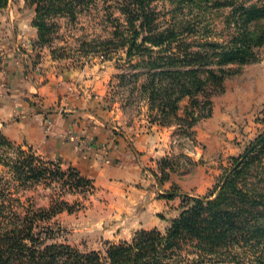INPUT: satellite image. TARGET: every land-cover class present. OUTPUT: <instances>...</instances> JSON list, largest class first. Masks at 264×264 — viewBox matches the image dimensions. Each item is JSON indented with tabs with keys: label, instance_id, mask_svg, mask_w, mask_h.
Segmentation results:
<instances>
[{
	"label": "trees",
	"instance_id": "16d2710c",
	"mask_svg": "<svg viewBox=\"0 0 264 264\" xmlns=\"http://www.w3.org/2000/svg\"><path fill=\"white\" fill-rule=\"evenodd\" d=\"M8 1L0 0V8ZM96 1L31 0L37 33L34 48L51 41L50 18L73 20L78 8ZM104 1H113L120 15L110 36L99 42L81 41L79 47L89 52L102 46L106 57L111 51H123L127 67L138 70L117 76L122 82L131 81L137 96L147 99L151 123H175L180 133H191L193 125L211 112L209 101H202L204 110L184 119L178 114L180 99L208 98L222 91L226 77L254 60L255 47L264 43L263 0ZM38 57L39 52L32 66ZM13 147L22 148L0 131V166L7 167L14 181L8 183L0 171V264H203L238 261L243 248L259 249L256 262L264 264V127L232 159L208 194L180 195L179 214L165 231L139 229L129 239L109 244L104 253L81 252L64 243L38 245V223L71 209L58 199L48 208L24 206L17 196L20 187L29 190L43 182H60L91 192L93 185L76 169L63 170L43 161L30 148L29 155L21 152L12 159L8 150ZM169 156L157 162L159 184L172 171ZM178 194L172 189L159 196Z\"/></svg>",
	"mask_w": 264,
	"mask_h": 264
},
{
	"label": "crops",
	"instance_id": "0c3cea01",
	"mask_svg": "<svg viewBox=\"0 0 264 264\" xmlns=\"http://www.w3.org/2000/svg\"><path fill=\"white\" fill-rule=\"evenodd\" d=\"M13 7L9 0L0 8L1 133L90 179L94 194L116 205L111 213L130 217L134 227L123 240L139 229L164 230L179 214V194H190L189 188L172 171L160 186L170 191L177 183L183 192L158 196L157 182L145 170L173 152L172 127L137 123L108 102L102 89L112 74L107 65L64 66L44 50L32 66L34 5L28 21ZM187 175L195 182L196 167Z\"/></svg>",
	"mask_w": 264,
	"mask_h": 264
},
{
	"label": "rangeland",
	"instance_id": "374dc122",
	"mask_svg": "<svg viewBox=\"0 0 264 264\" xmlns=\"http://www.w3.org/2000/svg\"><path fill=\"white\" fill-rule=\"evenodd\" d=\"M10 1L14 3L12 10L16 12L15 15L28 21L34 3L32 4L31 0ZM85 7L76 10L73 20L64 16L50 18L49 21L54 26V31L50 34L51 41L40 48L35 46V53L45 50L53 60L64 66L107 65L108 73L112 74L110 79L103 83L102 89L105 90L108 102H116L125 116L132 121L138 123L144 119L150 125L155 124L150 122L149 115L152 111L147 99L137 96L131 81L122 82L117 76L138 70L127 67L123 51H111L109 57H106L102 46L89 52L79 47L81 41L99 42L110 36L112 23L120 16L117 5L113 1L98 0L88 8ZM9 30L16 31L15 27ZM254 52V60L226 77L222 91L212 93L208 98L194 95L180 99L178 114L184 119L192 116V112L196 115L197 111L204 110L202 101L210 103V114L200 118L191 128V133L189 130L180 133L175 123L166 126L172 127L171 138L175 139L173 152L168 160L170 170L175 171V178L183 181L182 184L189 188V195L208 194L220 175L231 166L232 159L239 156L264 127V43L255 47ZM140 82L142 81L139 80L138 83ZM196 99L201 101L199 105H196ZM21 152L22 156L32 153L29 147H13L9 148L8 156L13 159ZM34 155H38L43 161L58 164L40 154ZM194 167L195 182L192 181L193 177L187 175ZM0 171L4 178L10 181H7L8 183L14 182L6 166H0ZM21 187L17 196L24 206L48 208L52 201L58 199L65 201L66 206L71 209H65L38 223L36 233L40 238L39 246L64 243L76 247L81 252L95 250L104 253L109 244L123 240L134 227L130 225V217L125 219L124 216L111 213L116 207L113 201L97 197L94 191L90 192L87 188H69L67 184L60 185V182H43L29 190H23ZM172 189L183 192L177 183L172 185ZM259 253V249L243 248L239 249L238 261L228 258L223 262L211 261L203 264H257Z\"/></svg>",
	"mask_w": 264,
	"mask_h": 264
},
{
	"label": "built area",
	"instance_id": "2783aa9c",
	"mask_svg": "<svg viewBox=\"0 0 264 264\" xmlns=\"http://www.w3.org/2000/svg\"><path fill=\"white\" fill-rule=\"evenodd\" d=\"M145 171H146L147 175H150L151 177H153L156 180V182H157V177L159 175V165H158V163H156L153 167L150 166V167L146 168ZM154 190H155V194H157L158 196L165 193V190L160 186L159 183H156Z\"/></svg>",
	"mask_w": 264,
	"mask_h": 264
}]
</instances>
